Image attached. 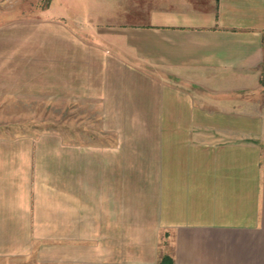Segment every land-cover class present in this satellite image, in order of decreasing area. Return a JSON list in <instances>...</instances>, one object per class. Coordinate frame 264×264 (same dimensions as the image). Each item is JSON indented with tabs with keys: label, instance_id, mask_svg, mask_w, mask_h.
I'll use <instances>...</instances> for the list:
<instances>
[{
	"label": "crops",
	"instance_id": "1",
	"mask_svg": "<svg viewBox=\"0 0 264 264\" xmlns=\"http://www.w3.org/2000/svg\"><path fill=\"white\" fill-rule=\"evenodd\" d=\"M150 3L0 20V264H264V0Z\"/></svg>",
	"mask_w": 264,
	"mask_h": 264
},
{
	"label": "rangeland",
	"instance_id": "2",
	"mask_svg": "<svg viewBox=\"0 0 264 264\" xmlns=\"http://www.w3.org/2000/svg\"><path fill=\"white\" fill-rule=\"evenodd\" d=\"M51 2L56 7L61 6L62 12L66 15L77 14L85 16L84 8L88 11L90 18L97 24H119L121 22H147L146 9L151 8L150 0H58L55 4V0H0V20L7 15H12L15 18V23L20 21L22 16L29 17L30 20H34L41 15V10L48 6ZM160 3V2H159ZM121 5V10H119ZM86 13V14H87ZM92 15V16H91ZM2 17V18H1ZM263 41H264V33ZM260 82L264 83V66L259 67ZM259 97L260 92L254 93ZM264 99V98H262ZM31 106L23 109L27 110L28 115L31 117H44L48 118L53 115L52 107H37L35 102H30ZM20 109H15V112ZM17 117V115H16ZM15 264H33L30 262L19 263L15 261Z\"/></svg>",
	"mask_w": 264,
	"mask_h": 264
},
{
	"label": "trees",
	"instance_id": "3",
	"mask_svg": "<svg viewBox=\"0 0 264 264\" xmlns=\"http://www.w3.org/2000/svg\"><path fill=\"white\" fill-rule=\"evenodd\" d=\"M159 264H169V260L167 258H161Z\"/></svg>",
	"mask_w": 264,
	"mask_h": 264
}]
</instances>
